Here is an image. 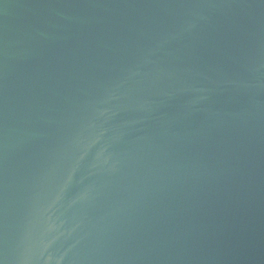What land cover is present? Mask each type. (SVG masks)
Instances as JSON below:
<instances>
[{"label": "water", "instance_id": "1", "mask_svg": "<svg viewBox=\"0 0 264 264\" xmlns=\"http://www.w3.org/2000/svg\"><path fill=\"white\" fill-rule=\"evenodd\" d=\"M0 264H264V0H0Z\"/></svg>", "mask_w": 264, "mask_h": 264}]
</instances>
